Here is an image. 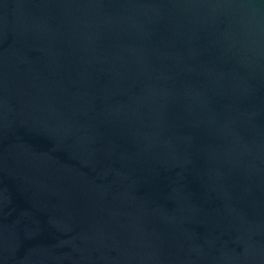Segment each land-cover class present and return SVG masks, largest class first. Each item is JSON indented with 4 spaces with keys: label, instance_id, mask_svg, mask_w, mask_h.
<instances>
[{
    "label": "water",
    "instance_id": "1",
    "mask_svg": "<svg viewBox=\"0 0 264 264\" xmlns=\"http://www.w3.org/2000/svg\"><path fill=\"white\" fill-rule=\"evenodd\" d=\"M0 264H264V0H0Z\"/></svg>",
    "mask_w": 264,
    "mask_h": 264
}]
</instances>
